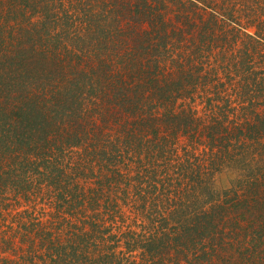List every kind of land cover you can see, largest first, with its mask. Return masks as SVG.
Masks as SVG:
<instances>
[{"label": "trees", "instance_id": "trees-1", "mask_svg": "<svg viewBox=\"0 0 264 264\" xmlns=\"http://www.w3.org/2000/svg\"><path fill=\"white\" fill-rule=\"evenodd\" d=\"M0 264H264V0H0Z\"/></svg>", "mask_w": 264, "mask_h": 264}, {"label": "rangeland", "instance_id": "rangeland-1", "mask_svg": "<svg viewBox=\"0 0 264 264\" xmlns=\"http://www.w3.org/2000/svg\"><path fill=\"white\" fill-rule=\"evenodd\" d=\"M233 179V175H227L224 174L219 177V179L216 182V187H219L220 189H228L229 188V183Z\"/></svg>", "mask_w": 264, "mask_h": 264}]
</instances>
